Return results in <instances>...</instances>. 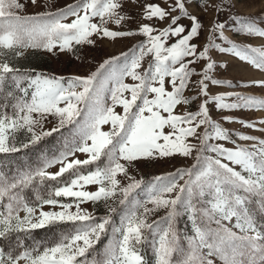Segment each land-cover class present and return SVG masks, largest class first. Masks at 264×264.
<instances>
[{
	"label": "snow or ice",
	"instance_id": "6c2138e0",
	"mask_svg": "<svg viewBox=\"0 0 264 264\" xmlns=\"http://www.w3.org/2000/svg\"><path fill=\"white\" fill-rule=\"evenodd\" d=\"M125 2L76 0L56 11L21 15L25 5L20 0H0V264H148L149 253L153 264H215L216 259L264 264V221L256 219L257 212L264 215V140L230 132L210 114V106L219 112L264 110V99L256 96L210 94V86L231 87L216 78L211 51L264 71V49L228 40L223 23L214 25L208 43L198 45L194 41L202 25L188 12L187 0H132L147 22L124 29L131 19ZM185 18L190 26L180 23ZM238 29L264 37V28L251 19H241ZM136 35L144 39L87 76H49L17 64L29 49L74 52L77 46L94 45L93 36ZM245 86L264 88V80ZM193 88L194 95H185ZM196 101L195 110L176 112ZM49 117L57 123L45 130ZM223 121L256 128L229 115ZM103 125L110 130L103 131ZM68 126L57 153L42 155L36 165L13 159ZM232 135L255 143L242 146ZM194 151L191 168L149 181L129 174L137 161L190 157ZM93 185L95 190H88ZM138 189L144 197L133 195ZM118 197L119 208L108 204ZM89 202H103L108 214L96 216L81 207ZM162 209L165 215L151 219ZM182 218L190 232L179 226ZM57 224L70 228L51 241L32 235ZM109 231L97 259L95 245Z\"/></svg>",
	"mask_w": 264,
	"mask_h": 264
},
{
	"label": "rangeland",
	"instance_id": "374dc122",
	"mask_svg": "<svg viewBox=\"0 0 264 264\" xmlns=\"http://www.w3.org/2000/svg\"><path fill=\"white\" fill-rule=\"evenodd\" d=\"M20 2L25 5L20 14L29 15L43 11H56L69 4H74L76 0H38L36 5L30 3V0H20ZM138 2L139 0H137V3ZM148 2H151V0H148ZM186 6L188 12L191 15L198 17V20L202 25L199 39L194 41L198 45L203 46L208 43V37L214 25L216 23H223L225 25L223 29L224 35L228 38V40L245 46L251 45L252 47L258 49H264V37L246 36L240 33L238 29V22L241 19H251L259 27L264 28V0H187ZM124 11L131 17L129 22L123 25L124 29L136 30L139 22H147L143 21L141 9L137 7V4L133 3L132 0H126ZM180 23L185 26H190L191 21L185 18L182 19ZM164 26L165 25L163 24L159 25L161 28ZM110 27L115 28L116 26L110 25ZM92 39L96 41L94 45L77 46L74 52H60L57 49H54L53 52L50 53L44 50L29 49L25 53L24 57L17 61V64L21 68L35 69L37 72H42L49 76H87L91 72L95 71L99 67V64L105 59L117 57L120 56L121 53L128 52L131 48H133V46L143 40L144 37L136 35L131 37L116 38L113 40L109 38L97 39L93 36ZM217 42L221 43L222 46H227L222 41L218 40ZM211 56L217 64L215 72L216 78L223 81H230L231 87L227 85L210 86V94L232 92L264 99V88L245 86L251 82L264 80V71L256 69L251 64L241 61L228 53H221L216 50H212ZM149 59L150 58L148 57L145 58L143 66H147ZM221 65L226 66L221 67ZM193 79L197 78L194 77ZM125 82L133 83L130 78H126ZM195 92L196 89L193 88L191 91H186L185 95H194ZM125 95L127 96L128 94L125 93ZM198 104L199 101H196L195 104L190 106H180L176 109V112L182 113L185 110H195ZM115 111L122 114L123 110L122 107L117 106ZM210 114L214 120L220 121L222 126L229 129L230 132L235 131L264 140V123H259L260 121H264V110L244 109L219 112L214 110L213 106H210ZM224 115L232 116L236 120L254 122L256 123V128H246L243 127L241 123L224 122ZM48 120L50 122L46 121L44 123L45 130L51 129L56 126L57 123L52 117H49ZM110 127V125H103L102 130L109 131ZM70 128L71 126H68L61 129V132L59 133H53L52 136L45 137L38 145L14 154L13 159H15L18 164H38L42 155L46 154L51 156L62 148L65 137L69 135ZM232 140H235L237 144L242 146H250L255 143V141L252 140H240L235 135H232ZM191 142L199 148V143L195 139H191ZM218 143H223L224 146L228 148L234 147V145L230 142L218 141ZM77 155L80 159L86 158L84 154L78 153ZM195 155L196 152L194 151L193 155L190 157L175 155L155 160H140L135 163L134 167L129 168V174L137 180L143 178L145 181H149L155 176L173 173L177 169L191 168L192 165L196 163ZM55 170L56 168L50 169V171ZM237 170H239V166H237ZM120 178L123 183H127L123 177ZM185 179H187V177H185ZM183 182V180L179 181V183ZM88 190L94 191L95 186H88ZM137 193L139 194L138 198H142L145 195V193L139 189L136 190L133 195H136ZM172 195H175V193ZM108 204L112 207L119 208V197L115 201L109 200ZM81 207L87 209L89 213H93L96 216H104L108 214V210L103 202L96 205L89 202L82 204ZM250 207L254 208L255 204L253 203ZM165 211L166 210L162 209L156 212L151 219H157L158 217L165 215ZM112 216L113 220L118 225V214L113 213ZM256 219L258 222L264 221V215L257 212ZM179 226L190 232V226L188 225L186 218H182L179 221ZM229 226L231 227V225ZM69 228L70 225L68 224L50 225L42 229L34 230L32 235L36 240L51 241L59 235L62 229L68 230ZM110 238L111 231H109L106 236H102L100 242L95 245V255L97 259H102L103 251ZM146 258L148 260V264H153V257L150 253ZM215 264H222V262L219 259H216Z\"/></svg>",
	"mask_w": 264,
	"mask_h": 264
}]
</instances>
